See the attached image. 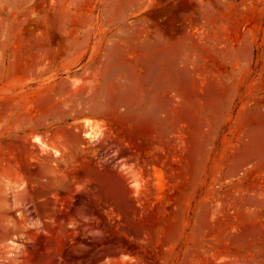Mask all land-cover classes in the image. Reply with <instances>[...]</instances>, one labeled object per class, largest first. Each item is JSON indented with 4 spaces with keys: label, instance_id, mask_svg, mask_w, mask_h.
I'll use <instances>...</instances> for the list:
<instances>
[{
    "label": "rangeland",
    "instance_id": "1",
    "mask_svg": "<svg viewBox=\"0 0 264 264\" xmlns=\"http://www.w3.org/2000/svg\"><path fill=\"white\" fill-rule=\"evenodd\" d=\"M0 264H264V0H0Z\"/></svg>",
    "mask_w": 264,
    "mask_h": 264
},
{
    "label": "bare ground",
    "instance_id": "2",
    "mask_svg": "<svg viewBox=\"0 0 264 264\" xmlns=\"http://www.w3.org/2000/svg\"><path fill=\"white\" fill-rule=\"evenodd\" d=\"M86 135H89V132H86Z\"/></svg>",
    "mask_w": 264,
    "mask_h": 264
}]
</instances>
